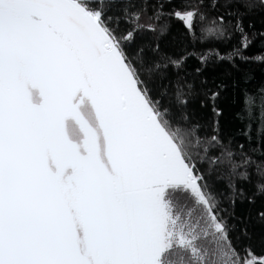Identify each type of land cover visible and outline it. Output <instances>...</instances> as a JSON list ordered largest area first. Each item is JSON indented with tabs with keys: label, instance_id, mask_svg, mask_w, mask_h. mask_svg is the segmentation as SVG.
<instances>
[{
	"label": "snow or ice",
	"instance_id": "obj_1",
	"mask_svg": "<svg viewBox=\"0 0 264 264\" xmlns=\"http://www.w3.org/2000/svg\"><path fill=\"white\" fill-rule=\"evenodd\" d=\"M165 4L195 39L230 27L225 15L207 26L200 0H0V264H264L232 243L208 182L216 167L248 181L255 166L264 191V168L215 130L202 141L182 127L191 85L151 86L183 57L128 53L138 32L156 30L142 15L158 20ZM233 23L240 47L216 57L248 60L239 15ZM254 118L259 144L264 104ZM228 188L242 194L231 179Z\"/></svg>",
	"mask_w": 264,
	"mask_h": 264
},
{
	"label": "trees",
	"instance_id": "obj_2",
	"mask_svg": "<svg viewBox=\"0 0 264 264\" xmlns=\"http://www.w3.org/2000/svg\"><path fill=\"white\" fill-rule=\"evenodd\" d=\"M180 0H177L179 3ZM185 3L195 0H184ZM203 7L201 11L207 15V26L218 15H225L230 27L224 36L219 33L207 34L203 40L195 39L184 29L181 21L170 18L166 13L173 5L165 4V15L158 20L152 16L151 9L141 17V23L147 28L149 24L156 28L155 31L144 30L136 34L134 42L126 45L129 55L143 48L146 59L161 60L184 58L179 69L169 66L157 78L152 87L159 89L166 85L171 94L179 87L187 92V86L191 85V94L186 98V108L180 109L189 118L183 128L192 130L202 141H207L213 135L214 130L226 143L230 142L233 150L237 145H243L254 165L264 168V156L251 151L258 148L264 152V131L261 132V143L257 142V130L259 121L255 119L259 114L260 106L264 104V0H246L245 3L226 4L224 0H200ZM215 4V7L213 5ZM122 4L112 6L114 16L121 15ZM140 8L136 3L129 11ZM231 12L233 14L228 15ZM240 16L243 33L251 41L249 46L242 51L248 60L233 57L229 59H217L216 53L227 57L234 47H240L242 34L235 31L234 21ZM115 23V21H114ZM121 30L126 27L123 20L119 21ZM202 23L197 21V36L201 35ZM158 46V51H156ZM211 50L206 63H202L199 56ZM139 59V57H136ZM199 69V71H197ZM247 96V100H246ZM181 99H184L182 96ZM168 97H165V103ZM174 110H175V106ZM249 113H251V118ZM251 122L249 131L248 124ZM249 131L251 141L245 136ZM193 153H197L196 140L193 139ZM203 147V145H200ZM202 155V153H201ZM206 171L210 165L202 163ZM252 173L250 180L245 181L231 175V170L216 167L208 178L213 192L217 193L220 201V214H222L229 228L232 243L238 249L245 245L250 246L249 257L259 260L264 255V191H259L256 182L259 177L255 174L256 167L249 168ZM229 179L236 184L240 193L235 196L230 194ZM235 200L233 204L231 201ZM180 206L177 211H183ZM253 253L255 255H253Z\"/></svg>",
	"mask_w": 264,
	"mask_h": 264
}]
</instances>
